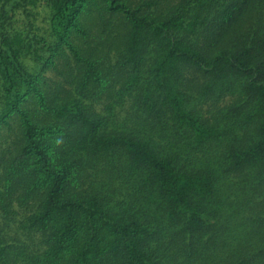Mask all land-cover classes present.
<instances>
[{"label": "trees", "instance_id": "16d2710c", "mask_svg": "<svg viewBox=\"0 0 264 264\" xmlns=\"http://www.w3.org/2000/svg\"><path fill=\"white\" fill-rule=\"evenodd\" d=\"M0 264H264V0H0Z\"/></svg>", "mask_w": 264, "mask_h": 264}]
</instances>
